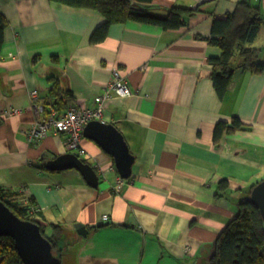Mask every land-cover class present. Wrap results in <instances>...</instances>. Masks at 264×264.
Masks as SVG:
<instances>
[{"label": "crops", "instance_id": "crops-1", "mask_svg": "<svg viewBox=\"0 0 264 264\" xmlns=\"http://www.w3.org/2000/svg\"><path fill=\"white\" fill-rule=\"evenodd\" d=\"M202 1L154 0L160 15L199 9L179 30L127 21L93 44L107 22L97 10L0 0L8 21L0 58V186L35 200L46 236L58 233L61 264H209L220 234L264 181V71L235 69L221 97L211 60L222 50L209 42L215 18L243 2L264 16V0H208L194 9ZM250 46L264 63V24ZM115 71L132 94L106 102L100 121L114 124L135 156L129 179L84 131L82 156L70 152L67 134L32 135L36 102L55 109L53 91H66L73 101L54 105L62 113L98 109L96 98ZM234 117L249 129L224 131L215 141L216 126ZM68 153L95 168L98 187L77 169L47 168Z\"/></svg>", "mask_w": 264, "mask_h": 264}, {"label": "trees", "instance_id": "trees-1", "mask_svg": "<svg viewBox=\"0 0 264 264\" xmlns=\"http://www.w3.org/2000/svg\"><path fill=\"white\" fill-rule=\"evenodd\" d=\"M51 1L78 8L94 9L106 18V24L93 33L91 37L93 44L100 43L107 36L108 29L112 24L127 21L160 26L164 30H179L187 25V19L199 9L173 7L167 10L165 15H160L154 13L157 10L154 0ZM263 24L264 16L260 14L259 8L244 2L240 3L236 10L227 14L225 18H215L213 34L209 42L222 50L220 58L211 60L213 65L212 78L221 97L229 88L235 69H248L252 72L264 71V63L259 60L258 49L250 46ZM7 27L8 21L0 12V58ZM238 59L239 62L236 67V60ZM53 94L54 100L51 106L55 109H57L56 101H60V98L63 102L73 101L69 92L55 90ZM68 102L65 103V109L69 106L67 105ZM49 110L46 109L48 113ZM56 111L62 113L60 109ZM248 129L249 126L242 123L237 117L233 118L231 124L220 122L215 129V141H218L224 131L234 133ZM0 201L4 202L20 219L39 224L42 234L47 237L44 225L45 218L37 209L32 197L25 198L20 191L0 186ZM57 235L58 233L55 231V237L47 238L53 245L55 256L60 257L56 244ZM0 264H24L11 237L0 236ZM209 264H264V220L257 207L248 201L240 205L235 218L215 242Z\"/></svg>", "mask_w": 264, "mask_h": 264}, {"label": "water", "instance_id": "water-1", "mask_svg": "<svg viewBox=\"0 0 264 264\" xmlns=\"http://www.w3.org/2000/svg\"><path fill=\"white\" fill-rule=\"evenodd\" d=\"M207 1L198 3L194 9ZM84 137L93 140L106 153L114 157L116 168L122 178L131 177L136 159L122 133L114 124L91 121L84 129ZM47 168L51 171L77 169L90 186L98 187L99 176L95 168L77 154L68 153L48 161ZM247 201L260 210L264 220V181L254 187ZM75 227L80 235L87 236L88 230L85 226L76 224ZM0 236H8L14 240L24 264H61L60 258L53 252L52 243L42 234L40 225L20 219L2 201H0Z\"/></svg>", "mask_w": 264, "mask_h": 264}, {"label": "built area", "instance_id": "built-area-1", "mask_svg": "<svg viewBox=\"0 0 264 264\" xmlns=\"http://www.w3.org/2000/svg\"><path fill=\"white\" fill-rule=\"evenodd\" d=\"M114 81L110 84L109 89L101 96L96 98L99 105L98 109L90 110L77 106L69 107L64 113H59L55 109L46 112L43 105L36 102L35 111L39 115L40 120L32 131V135L38 139H43L49 134L63 133L67 134L69 143L67 144L70 152L78 153L80 156L85 155L86 151L82 146L83 131L85 127L94 120L100 121L103 116V108L106 102L110 101L115 95L128 97L132 94L131 89L121 79L120 73L115 71ZM33 96L38 98L37 91H34ZM18 110H16L17 112ZM118 187L123 184V179L118 177ZM104 221H108V215L103 216Z\"/></svg>", "mask_w": 264, "mask_h": 264}]
</instances>
